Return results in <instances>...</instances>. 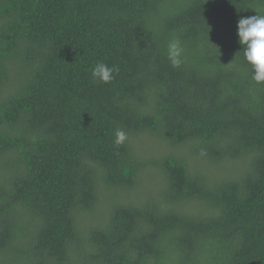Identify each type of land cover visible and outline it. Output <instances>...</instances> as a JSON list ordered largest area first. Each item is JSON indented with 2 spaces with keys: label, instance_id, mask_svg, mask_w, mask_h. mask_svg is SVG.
I'll list each match as a JSON object with an SVG mask.
<instances>
[{
  "label": "trees",
  "instance_id": "trees-1",
  "mask_svg": "<svg viewBox=\"0 0 264 264\" xmlns=\"http://www.w3.org/2000/svg\"><path fill=\"white\" fill-rule=\"evenodd\" d=\"M256 14L0 0V264H264V83L237 37Z\"/></svg>",
  "mask_w": 264,
  "mask_h": 264
},
{
  "label": "clouds",
  "instance_id": "clouds-1",
  "mask_svg": "<svg viewBox=\"0 0 264 264\" xmlns=\"http://www.w3.org/2000/svg\"><path fill=\"white\" fill-rule=\"evenodd\" d=\"M238 43L241 46L243 59L251 70V80L256 84L264 83V14L240 18L237 22ZM184 49L178 39H172L167 44V59L173 67H180L183 62ZM119 69L109 67L104 62L96 63L91 69L95 82L110 83L113 73ZM127 140V133L117 128L113 134V143L119 147ZM204 153L202 152L201 155Z\"/></svg>",
  "mask_w": 264,
  "mask_h": 264
},
{
  "label": "rangeland",
  "instance_id": "rangeland-1",
  "mask_svg": "<svg viewBox=\"0 0 264 264\" xmlns=\"http://www.w3.org/2000/svg\"><path fill=\"white\" fill-rule=\"evenodd\" d=\"M140 147V146H139ZM156 151V149H154V150H152V151H148L146 154H145V156H144V158H150L152 155H153V152H155ZM143 155H144V151H142L141 152ZM143 157V156H142Z\"/></svg>",
  "mask_w": 264,
  "mask_h": 264
}]
</instances>
